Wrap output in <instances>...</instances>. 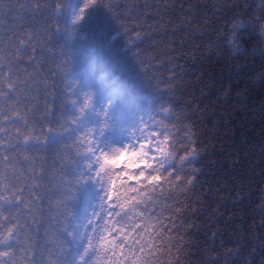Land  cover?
I'll use <instances>...</instances> for the list:
<instances>
[{
  "label": "trees",
  "instance_id": "16d2710c",
  "mask_svg": "<svg viewBox=\"0 0 264 264\" xmlns=\"http://www.w3.org/2000/svg\"><path fill=\"white\" fill-rule=\"evenodd\" d=\"M262 25L264 0H0V264H264ZM115 89L167 162H112Z\"/></svg>",
  "mask_w": 264,
  "mask_h": 264
},
{
  "label": "rangeland",
  "instance_id": "374dc122",
  "mask_svg": "<svg viewBox=\"0 0 264 264\" xmlns=\"http://www.w3.org/2000/svg\"><path fill=\"white\" fill-rule=\"evenodd\" d=\"M90 74L91 71L88 73V75ZM110 94L115 95L116 100L114 97L112 99L108 98V94L104 99L103 106L107 108L108 111L111 112L113 117L116 119L129 117L131 121L130 124L132 126L120 130L116 133L118 144L122 147V154L124 155L122 159L121 154L118 160H113L112 162L117 166L126 167L130 170H136L141 168H146L147 170H149V168L147 167L149 166V164H139V166H135L138 165L140 159H144L146 161H149L150 163H154L155 161H158V163L167 162L168 156L165 158V156L163 155V152L165 151L164 145L155 135H150L143 128L140 122V117H138V108L132 103L120 106L119 101L121 95L118 89L111 91ZM98 116V112H93V118H97ZM142 146L143 151L145 153V155H143L142 157H132L128 154L132 151L140 150ZM157 152H160L162 154L157 155ZM89 155L92 167L96 166L97 162L100 160H109V158L107 157L105 144L102 140H98L95 136H93V139L91 141V151ZM110 199L112 200L113 197H110ZM92 223L96 224V222H93L89 218V213H86L81 219L80 226L77 229V234L85 235L87 229L92 225Z\"/></svg>",
  "mask_w": 264,
  "mask_h": 264
},
{
  "label": "snow or ice",
  "instance_id": "6c2138e0",
  "mask_svg": "<svg viewBox=\"0 0 264 264\" xmlns=\"http://www.w3.org/2000/svg\"><path fill=\"white\" fill-rule=\"evenodd\" d=\"M89 5L87 4V3H85L84 5H83V7L84 8H87ZM77 19H80V17L79 16H77ZM163 131V130H162ZM130 156H132V157H142L143 155H145V153H144V151H143V146L141 147V149L140 150H135V151H132L131 153H128ZM162 153H160V152H157V155H161ZM123 155L124 154H122V156H121V159L123 158ZM163 155L165 156V158L167 157V155H168V152H167V150L165 149V151L163 152ZM193 155H195V153L193 152ZM107 159V158H106ZM108 162H111V161H108ZM139 164H150V162L149 161H146V160H144V159H140L139 160V162H138V165H135V166H139ZM72 264H76V262L75 261H72Z\"/></svg>",
  "mask_w": 264,
  "mask_h": 264
},
{
  "label": "clouds",
  "instance_id": "9594fccd",
  "mask_svg": "<svg viewBox=\"0 0 264 264\" xmlns=\"http://www.w3.org/2000/svg\"><path fill=\"white\" fill-rule=\"evenodd\" d=\"M262 27V30H261V36L264 37V25L261 26Z\"/></svg>",
  "mask_w": 264,
  "mask_h": 264
},
{
  "label": "bare ground",
  "instance_id": "6f19581e",
  "mask_svg": "<svg viewBox=\"0 0 264 264\" xmlns=\"http://www.w3.org/2000/svg\"><path fill=\"white\" fill-rule=\"evenodd\" d=\"M109 94H110V93H109ZM113 97H114L115 100H116V96H115V95H112V94H110L108 98H111V99H112ZM115 100H114V102H115Z\"/></svg>",
  "mask_w": 264,
  "mask_h": 264
}]
</instances>
